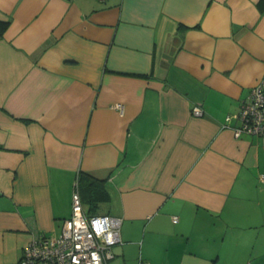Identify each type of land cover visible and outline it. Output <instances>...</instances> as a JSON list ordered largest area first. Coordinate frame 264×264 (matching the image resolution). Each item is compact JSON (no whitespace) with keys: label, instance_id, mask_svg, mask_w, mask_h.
<instances>
[{"label":"crops","instance_id":"obj_1","mask_svg":"<svg viewBox=\"0 0 264 264\" xmlns=\"http://www.w3.org/2000/svg\"><path fill=\"white\" fill-rule=\"evenodd\" d=\"M261 1L0 0V264L60 233L82 172L108 264H264V134L225 120L264 82Z\"/></svg>","mask_w":264,"mask_h":264},{"label":"built area","instance_id":"obj_2","mask_svg":"<svg viewBox=\"0 0 264 264\" xmlns=\"http://www.w3.org/2000/svg\"><path fill=\"white\" fill-rule=\"evenodd\" d=\"M191 114L200 116L202 108L191 107ZM239 120L235 134H264V82H259L241 101L237 114L225 120ZM177 216L172 221L177 222ZM120 220L107 213L86 212L77 186L71 194V212L63 220L56 236L37 234L22 250L18 264H108L112 247L120 241Z\"/></svg>","mask_w":264,"mask_h":264},{"label":"trees","instance_id":"obj_3","mask_svg":"<svg viewBox=\"0 0 264 264\" xmlns=\"http://www.w3.org/2000/svg\"><path fill=\"white\" fill-rule=\"evenodd\" d=\"M260 8H264V0L261 1ZM9 24L8 20H0V32ZM78 189L86 212L97 214L99 203L109 199V194L102 179L95 178L87 173L78 175Z\"/></svg>","mask_w":264,"mask_h":264},{"label":"rangeland","instance_id":"obj_4","mask_svg":"<svg viewBox=\"0 0 264 264\" xmlns=\"http://www.w3.org/2000/svg\"><path fill=\"white\" fill-rule=\"evenodd\" d=\"M47 236H50V235H47Z\"/></svg>","mask_w":264,"mask_h":264}]
</instances>
